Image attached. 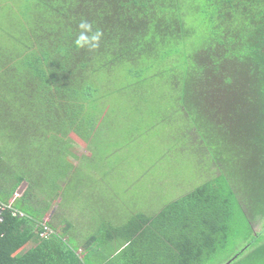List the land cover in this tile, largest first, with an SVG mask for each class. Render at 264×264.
<instances>
[{"label": "trees", "instance_id": "trees-1", "mask_svg": "<svg viewBox=\"0 0 264 264\" xmlns=\"http://www.w3.org/2000/svg\"><path fill=\"white\" fill-rule=\"evenodd\" d=\"M23 4L0 31V264H214L245 225L253 232V218L264 221V0ZM97 32L95 48L76 45ZM113 84L136 88L135 108L157 94L152 85H168L186 118L183 138L200 142L216 166L226 164L223 153L241 156L244 181L224 166L154 216L121 225L93 216L102 238L80 245L74 223L60 233L45 220L51 203L40 197L54 174L73 168L75 145L97 147L113 123L129 121L108 120ZM248 245L225 264L259 263L261 245Z\"/></svg>", "mask_w": 264, "mask_h": 264}, {"label": "rangeland", "instance_id": "rangeland-1", "mask_svg": "<svg viewBox=\"0 0 264 264\" xmlns=\"http://www.w3.org/2000/svg\"><path fill=\"white\" fill-rule=\"evenodd\" d=\"M23 5V0H0V31L2 26L10 24L13 14L16 19L19 18L15 10H21ZM124 87L123 84L119 85L107 102L113 110L108 120L122 117L129 121L113 123V129L104 132L102 143L97 147H88L81 141V145H75L72 148L75 157L68 158L73 168L64 172L59 180L54 174V179L46 187L47 196L42 194L40 197L51 203L45 220L51 222L60 233L67 227L66 220L74 223L69 234L81 244L90 234L98 233L102 238L100 228L103 225H90L93 216L114 220L119 225L137 213L154 216L171 202L225 173L224 166H228L231 173L235 170V176L244 181V159L241 156L237 158L232 153H223L222 157L227 158V162L217 167L216 163H212L213 159L211 161L210 152L198 148L203 147L200 142L192 144L188 138H183L182 122L186 118L174 100L168 97V85H152L150 89L157 93L153 95L155 100L148 97L151 98L149 104L139 100L141 105L137 108L138 100H134L136 88L123 91ZM161 112L162 115L155 116ZM119 123L120 126H117ZM177 131L180 132L176 133L181 136L180 139L177 140L175 135L170 139ZM219 152L213 147L214 155ZM52 162L50 160L49 164ZM235 190L244 206V192L239 191L238 186ZM87 206L90 209L85 208ZM252 224L254 231L245 225L241 238L236 239L229 246L228 253L217 258L214 264H225L251 241L261 245L256 252V260L259 261L257 264H264V237L259 240L255 237V233L264 236V221L253 218Z\"/></svg>", "mask_w": 264, "mask_h": 264}, {"label": "clouds", "instance_id": "clouds-1", "mask_svg": "<svg viewBox=\"0 0 264 264\" xmlns=\"http://www.w3.org/2000/svg\"><path fill=\"white\" fill-rule=\"evenodd\" d=\"M80 28L84 31H91L90 25H88L85 22H82L80 24ZM99 39H100V33L99 32L91 35L90 38L85 36L83 33H81L79 38L76 40V45L78 47L89 46L91 48H95L98 44Z\"/></svg>", "mask_w": 264, "mask_h": 264}, {"label": "water", "instance_id": "water-1", "mask_svg": "<svg viewBox=\"0 0 264 264\" xmlns=\"http://www.w3.org/2000/svg\"><path fill=\"white\" fill-rule=\"evenodd\" d=\"M28 186V183H24L21 188L18 190V196H21L25 188Z\"/></svg>", "mask_w": 264, "mask_h": 264}, {"label": "crops", "instance_id": "crops-1", "mask_svg": "<svg viewBox=\"0 0 264 264\" xmlns=\"http://www.w3.org/2000/svg\"><path fill=\"white\" fill-rule=\"evenodd\" d=\"M101 219H104V218H101ZM70 236H72V235H70ZM73 237V236H72ZM80 245H81V243H80ZM246 246H249V245H246ZM250 247V246H249ZM81 249H82V247H81ZM245 250H247V247H244V251ZM79 253H81V252H79Z\"/></svg>", "mask_w": 264, "mask_h": 264}, {"label": "flooded vegetation", "instance_id": "flooded-vegetation-1", "mask_svg": "<svg viewBox=\"0 0 264 264\" xmlns=\"http://www.w3.org/2000/svg\"><path fill=\"white\" fill-rule=\"evenodd\" d=\"M252 226H253V225H252ZM253 231H254V230H253ZM254 233H255V232H254ZM255 237H258V238L260 239L259 234H256V233H255Z\"/></svg>", "mask_w": 264, "mask_h": 264}, {"label": "built area", "instance_id": "built-area-1", "mask_svg": "<svg viewBox=\"0 0 264 264\" xmlns=\"http://www.w3.org/2000/svg\"><path fill=\"white\" fill-rule=\"evenodd\" d=\"M46 230L50 231L48 228H45Z\"/></svg>", "mask_w": 264, "mask_h": 264}]
</instances>
